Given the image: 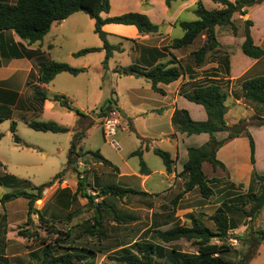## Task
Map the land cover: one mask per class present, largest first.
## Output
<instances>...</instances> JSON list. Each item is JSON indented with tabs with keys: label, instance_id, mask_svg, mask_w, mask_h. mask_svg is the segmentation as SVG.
Here are the masks:
<instances>
[{
	"label": "crops",
	"instance_id": "1",
	"mask_svg": "<svg viewBox=\"0 0 264 264\" xmlns=\"http://www.w3.org/2000/svg\"><path fill=\"white\" fill-rule=\"evenodd\" d=\"M8 1L9 3H13L15 0L13 2L12 0ZM196 1H176L171 3L170 7H167L164 0H109L108 13L100 14L102 19H106L126 13H139L147 16L154 25L158 26V33L148 35H140L133 26L106 24L101 27V30L108 34V37L120 38L134 45L135 50L133 49L132 51V55L134 54V62L130 63L129 66L135 65L140 68H149L156 64L167 63L175 59L176 61H180L183 70L182 75L177 81L169 85H157L162 90V94L152 91L149 82L143 78L147 81L146 84H142L141 87L133 89L129 93V109H126L120 99H117L112 110H117L123 121L119 122V131L121 134L115 135L117 136L115 142L118 146V151L114 150L109 140L103 137L101 127L102 141L96 147V151H94L98 152L112 165V167H109L95 161L93 163L96 167H103L106 171H110L107 173L108 175L104 181L105 186L102 189L109 186H116L143 194L128 195L122 199L108 195L99 199H104L107 211H111V215L113 214L112 218L118 223H124L126 220L134 221L136 219L118 214L115 203L121 204V202H126L128 198L136 199V205L138 207L135 208V217L142 218V212L145 208L150 212L149 227L147 230L149 234L154 230H168L174 226L189 227L191 221L194 219L202 225L207 226L204 224L206 218L211 216L222 204H214L211 201L212 197L215 196V186H219L220 188H226L227 186V188H231L230 186L241 184L247 187L251 181L253 170L259 175H264V126H251L247 128V132L251 136L254 144L253 166L250 164L248 139L245 136L231 139L216 152V159L223 164L224 170L219 168L213 170L210 164H202V171L205 165L210 166V175L203 172L208 179L215 178L222 180L210 186L213 195L207 200L203 199L198 189L194 188L182 195L173 204L174 199L184 189L185 182L179 177V173L182 170L183 164L187 161V149L201 147L209 140L207 134L188 137L174 131L171 124V117L176 109L186 111L194 122L206 121L204 109L200 105L189 102L181 94L188 93L197 86L217 83L228 93L226 102L231 110L226 111L225 121L231 111V115L235 113L234 108L231 106L245 108L251 118L254 116V112L242 98L240 91L241 83L244 80L264 77V32L255 39L254 33L256 30L253 22L250 33L254 44L263 51V56L260 59H251L243 55L240 49V45L243 42L242 32H238L237 37H233L231 35H219L217 30V40L220 47L207 57L209 60L206 64L198 68L193 67V62L189 56L202 45L204 36L200 37L202 42L199 46L195 45L197 39L188 47L165 51L164 48H167L171 40L182 36V31L175 24L181 21V16L186 12H193ZM260 7L264 11V3ZM77 14L75 13L68 18H72ZM250 14L251 12L249 13V17ZM177 30L181 31L180 35H178ZM76 34L75 32L73 35L74 38L80 37ZM231 46H233V49ZM49 48L53 47L49 45V47L44 48L42 42L30 45L20 39L13 31H5L1 34L0 120L2 121L0 126L8 123L9 130L11 123H14L15 135L21 126L28 127L27 124L32 121L54 122L70 130H75L77 127L85 128V126L87 127L88 124L91 125L94 122L88 116V113L83 110L88 102L87 84H83L81 82L82 80H77L87 74L89 65L86 57L88 54L75 58L73 54L77 51H65L67 58H71L74 63H80L78 67L74 65L69 66L82 69L83 71L76 76L68 73H60L48 84H43L39 81V64L53 62L46 51ZM120 48L122 51L124 50L123 46H120ZM225 48H227L229 55L220 57V51L223 52ZM84 49H89V47ZM237 51L238 54L233 57V54L237 53ZM67 74L72 76L73 80H69L65 76ZM128 77L134 78L132 75ZM56 79H58V83L55 85L54 81ZM71 83L83 84L80 95H76L71 89L66 88L68 87L67 84ZM37 93L44 94L46 99L41 100L37 96ZM54 96H63L66 98L71 107L78 110L83 116L78 117L73 112L61 107L58 103L52 102L51 98ZM232 119L234 120V125L243 120L242 117H233ZM139 120L143 121V128L141 125L140 127L135 126V123ZM124 124L127 125L129 131ZM226 124L229 127L234 126H230L227 121ZM62 134L66 136L60 138V133H50L51 136L46 138L54 147L57 145L55 147V150L57 148V154L62 153L63 147L68 148L66 167L60 172L62 175L54 184L57 186H60V183L63 182L61 179L65 173L70 172L68 167L71 165L69 163V148L73 133L68 132ZM89 135V130L86 131L84 129V136L80 144H84ZM226 136L227 133L225 132L214 134L217 141L224 139ZM157 144H164V146L171 150H162H166L165 152L169 153L174 161L173 170L169 174L166 173L161 160L160 165L159 162L153 159H150L152 163L146 159V156L150 154L155 156L152 150L159 149ZM31 146L26 145V148L31 149ZM138 150L141 151L140 158L131 156L133 152ZM47 154L48 151H44L43 157H46ZM134 159L138 160V165L131 164ZM140 160L144 163L147 173L141 172ZM1 171L3 175L6 174L5 168H2ZM74 185L77 187L76 183ZM52 189L53 186L48 190ZM55 191L60 194L69 192L70 194L72 193L71 195H74L76 188L73 191L70 187H58ZM144 200H148L149 204L145 203ZM109 201L112 204H109ZM161 203H164V205ZM165 207L167 209L170 208V210H164L166 209ZM260 215H264V208ZM13 246H16V248H11ZM31 256V252L25 248L22 239L6 238L0 234L1 258L6 261L15 260L17 264H20L23 261L27 262L28 257Z\"/></svg>",
	"mask_w": 264,
	"mask_h": 264
},
{
	"label": "trees",
	"instance_id": "2",
	"mask_svg": "<svg viewBox=\"0 0 264 264\" xmlns=\"http://www.w3.org/2000/svg\"><path fill=\"white\" fill-rule=\"evenodd\" d=\"M187 2L188 0H164L167 7H170L173 2ZM212 3L220 6L217 10H207L203 7L200 0L196 1L193 14L196 17L195 21L186 22L178 21L176 26L182 31V36L170 41L165 51L169 49L176 50L192 45L201 36H204L202 45L190 54V59L193 62V67L198 68L206 63L207 57L220 44L217 40V30L236 37L238 35V28L236 27L233 17L239 15L243 17L242 21V36L243 42L240 45L241 52L248 58L260 59L263 56V51L254 44L251 37L250 29L252 21L246 18L248 9L260 5L264 0H210ZM109 0H15L9 3L8 0H0V47L1 34L5 31H13L20 39L26 41L28 44L41 42L47 35L51 26L54 23H59L75 13H83L90 18L94 23V34L102 42V49L89 48L82 49L73 54V57L78 58L89 53H95L100 50L104 51V60L102 62L103 68H107L109 59L114 52H121L122 50L116 46L109 44L107 41V34L101 30V27L106 24H116L124 26H133L140 35L156 34L158 33V26L154 25L147 16L139 13H126L120 16L102 19L101 13H108ZM82 69L72 68L64 63L49 62L39 64V81L43 84H48L54 77L60 73H68L76 76L81 73ZM182 66L180 61L171 60L167 63H159L153 67L140 68L138 66H129L123 73L132 75L137 78H144L150 84L152 91L162 94L157 85H169L177 81L182 75ZM240 91L243 100L249 104L254 112L251 119L241 120L236 125L229 127L225 121V114L227 108L225 102L228 98V93L217 83H210L206 85L197 86L188 93L181 94L186 100L194 104L200 105L206 114V121L194 122L189 117V114L184 110L176 109L171 117V124L176 133L184 134L186 136L207 134L209 140L207 143L198 148L187 149V161L183 164L179 177L184 180V189L174 199L175 204L178 199L185 193L197 188L203 199H209L212 195L211 185L219 183L221 179H208L202 171V164L208 163L213 170L216 168L224 170V166L216 159V152L229 140L245 136L249 143L250 164H254V144L251 136L247 132L248 127H262L264 126V77H257L249 80H244L241 83ZM41 100L46 97L42 93H37ZM52 102L58 103L66 110L73 112L76 116H83L78 110L71 107L69 102L63 96H54L51 98ZM113 109L111 102L106 107L100 109L99 118L103 117ZM2 120H0L1 123ZM28 128L40 133L62 134L72 132L73 137L69 148V163L73 157L80 159L85 155L101 163L104 166L112 167L110 162L105 160L98 152H84L80 147L81 140L84 136V129L77 127L75 130L59 126L54 122H36L32 121L27 124ZM10 133L13 135L14 142L18 143V138L15 135V124L11 123ZM225 132L227 136L217 141L214 137L215 133ZM2 135L0 134V140ZM153 154L160 158L166 173H171L173 170L174 161L170 154L160 149H153ZM131 156L141 157V151L133 152ZM142 173H147L142 160L139 162ZM62 173L58 174L53 181L35 187L33 190L40 194L41 191L49 187L54 181L58 180ZM78 180L76 182V192L82 198H86L90 203L93 199L87 195L85 187H90L86 184L88 175L86 170L78 172ZM251 181L259 183V192L252 197V205L248 210L236 208L242 212L243 218L247 221L246 229H251L248 232L252 235L256 246L258 243L264 241V229L254 228L252 225L256 223L259 214L264 208V175H259L252 171ZM142 194L134 192L129 189H123L116 186H109L100 190L96 194L97 197L114 196L122 199L128 195ZM143 195V194H142ZM23 198L27 200V221H30L31 215L36 213L33 205L35 203L36 195L27 192H13L11 194L3 195L0 198V205H4L14 199ZM103 201V200H102ZM99 210L102 209V203L97 205ZM231 204L222 203L219 208L209 217L207 221L213 224L214 229L211 230L207 226L202 225L197 220H192L189 227L174 226L168 230H154L150 232L154 241L141 240L135 242L134 254H122L120 256L112 257L111 259L120 264H229L223 259V256L230 253L232 247L226 245L228 232L233 229L228 211L231 209ZM97 210L95 212L92 223L88 224L85 231L91 237L96 235H104L102 232L103 223L101 213ZM40 221L46 223L39 217ZM50 232L56 234L55 242L57 245H62L70 239V233H63L54 228H49ZM149 233V232H148ZM18 236L26 239L27 232H18ZM239 241H243L242 236H238ZM184 240L190 242L194 248V254H186L171 249L166 252L164 245ZM213 240L219 244L213 243ZM245 244V243H244ZM49 247V246H48ZM68 251H75L73 254L67 252L60 256L53 257L50 248H44L43 259L40 264H77L86 258H93L94 252L91 250L81 249L77 251L76 248H67ZM76 260V262H74ZM4 263V259L0 258V264Z\"/></svg>",
	"mask_w": 264,
	"mask_h": 264
},
{
	"label": "rangeland",
	"instance_id": "3",
	"mask_svg": "<svg viewBox=\"0 0 264 264\" xmlns=\"http://www.w3.org/2000/svg\"><path fill=\"white\" fill-rule=\"evenodd\" d=\"M200 1L207 10L220 9V6L212 3L210 0ZM263 3L249 8L247 11L248 14L246 15V18H251L252 22L255 24V39L264 32V11L262 7H260ZM250 12L251 14L249 17ZM195 20L196 17L193 12H186L181 16V21L191 22ZM233 20L239 30L238 32H242L243 17L235 15ZM93 30V21L83 13H78L74 17L67 18L61 23H54L51 26L49 34L45 36L41 42L44 48L47 46L49 47V45L53 47L46 49L47 54H49L53 62L78 67L80 63H74L71 58H67L65 51H79L87 47L102 49V42L94 34ZM75 32L77 33L76 35L80 37L74 38L73 35ZM177 32L178 35L181 34L180 30H177ZM218 32L219 35H228L221 30H218ZM107 41L109 44L116 45L119 48L123 46L124 50L119 53H113L108 61L106 69H104L102 65L104 51L100 50L95 53H89L86 57L89 65L87 74L77 79L82 80L81 82L83 84H87L88 102L83 110L87 112L88 116L94 121L91 125L88 124L87 127L85 126V130H89L90 135L84 144H80L84 152L96 151V147H98L102 141L100 127H102L105 115L99 118L100 109L106 107L109 102H111V106L114 108L117 99H120L122 105L126 109H129L130 103L128 97L130 91L141 87L142 84H146L147 82L143 78H129V74L123 73L124 70L129 67L130 63L134 62V54L132 55L134 45L120 38L108 37V34ZM201 42L202 39L199 38L195 45L199 46ZM231 48L233 49V46H231ZM238 51L233 54V57L238 54ZM223 55H229L227 48H225L223 52L220 51V57ZM208 60L207 58L206 63ZM65 76L69 80H73L72 76L68 74ZM57 83L58 79L54 81L55 85ZM83 84L78 85L71 83L67 84L68 87L66 88L71 89L76 95H80ZM225 106L228 111L231 110L227 102H225ZM231 107L234 108L235 113L231 115V111L226 118L230 126L234 125L233 117H242L243 120L247 121L251 119L249 112L245 108ZM120 121H122L121 117L119 119V122ZM124 125L129 131L127 125ZM140 125L143 128L142 120L135 123L136 127H140ZM119 130L118 127L116 130L117 135L121 134ZM0 134L3 135L0 141V165H2V167H0V198L3 195L13 192H27L36 195L33 208L36 210L37 214H32L30 221H27L26 217V199L18 198L6 205H0V234L6 238L22 239L25 248L31 252L32 256L28 257V261H23L20 264H40L43 259L44 248H50L53 257L66 254L67 252L73 254L75 251L67 250V248L70 247L76 248L77 251L85 249L94 252L93 258H86L80 263L75 260L74 262L77 264H120L111 258L120 256L124 253H136V249L133 245L135 242L141 240L154 241L152 235L147 233L149 232L147 230L150 220V212L148 209L145 208V210H143L142 218L135 217V208L138 207L136 205V199L128 198L126 202H121V204L115 203L118 214L131 218L134 217L136 220H126L124 223L114 221L112 218L113 214L111 215V211H107L106 209V202L104 199L102 201L96 196L105 186L104 181L108 175L107 173L110 171H106L103 167H96V165H93L94 161L90 156L85 155L76 161L74 160L75 157H73L71 165L68 167L70 172L65 173L64 177L61 179L63 181L60 183L61 185H54L56 183V181H54L49 187L43 189L40 194H37V192L33 190L35 187L50 182L58 173L64 170L67 163L68 148L63 147L62 153L57 154V148L55 150L57 145L54 147L51 142L46 139L51 136L50 133L35 132L26 126H21L16 134L19 139V144L14 143L13 137L8 130V123L0 126ZM65 136V134L59 135L60 138H64ZM112 139L116 141L117 136ZM26 145H32L31 149L26 148ZM157 147L161 150L167 149V151H171L170 148H167L164 144H157ZM44 151H48L46 157H43ZM146 159L150 163H152L151 160L153 159L161 165L160 159L152 154L146 156ZM137 162L138 160L134 159L131 164L138 165ZM2 168L6 169V174L4 175L1 171ZM83 170H86L88 175L86 184L90 185V187H85V189L87 195L94 198L93 203H90L86 198H82L78 193L71 195L72 193L70 194L69 192L60 194L55 191L58 187H70L74 191L76 188L74 184L79 178L78 172H82ZM203 172L210 175V166L205 165ZM225 183L227 182L225 181ZM52 186L53 189L48 190ZM230 187L231 188H227V186L226 188H220L219 186H215V196H213L211 200L214 204L225 203L226 205L231 204L232 206L228 211V215L233 229L228 232L225 242L226 245L232 247V250L230 253L223 256V259L229 264H264V241L258 243L256 246L253 236L248 234L251 229H246L245 224L247 221L243 218L242 212L236 209L248 210L252 205V197L259 192L260 185L255 181H250L247 187L241 184ZM101 203L102 209L99 210L97 205ZM145 203L149 204V201L147 200ZM109 204H112L111 201H109ZM161 204L164 205V203ZM97 210L101 213L103 223L102 232L104 235L91 237L87 234L85 229L89 223H92L91 220ZM164 210L169 211L170 208ZM260 214L256 223L252 225V229L255 227L264 229V215ZM39 217L46 223L40 221ZM204 224L210 229H214L211 222L205 220ZM50 227L63 233H70V239L62 245H57L55 240L58 237L56 234L50 232ZM19 231L27 232L28 237L26 239L19 237ZM240 233L243 241L235 239L241 236L239 235ZM213 243L219 244L216 240H213ZM11 248L15 249L16 246ZM164 248L166 252L174 249L186 254H194L195 251L194 246L186 241H178L177 243L164 245ZM3 264H17V262L15 260L6 261L4 259Z\"/></svg>",
	"mask_w": 264,
	"mask_h": 264
},
{
	"label": "built area",
	"instance_id": "4",
	"mask_svg": "<svg viewBox=\"0 0 264 264\" xmlns=\"http://www.w3.org/2000/svg\"><path fill=\"white\" fill-rule=\"evenodd\" d=\"M120 114L116 110H111L106 114L102 124L103 137L109 140L114 150L118 151V146L112 138H115L116 130L119 127Z\"/></svg>",
	"mask_w": 264,
	"mask_h": 264
},
{
	"label": "water",
	"instance_id": "5",
	"mask_svg": "<svg viewBox=\"0 0 264 264\" xmlns=\"http://www.w3.org/2000/svg\"><path fill=\"white\" fill-rule=\"evenodd\" d=\"M74 160L76 161L77 159H76V158H74Z\"/></svg>",
	"mask_w": 264,
	"mask_h": 264
}]
</instances>
